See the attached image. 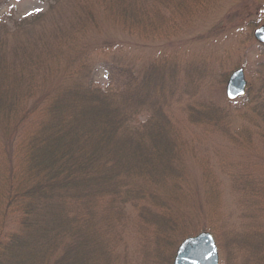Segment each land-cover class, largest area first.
<instances>
[{
	"label": "trees",
	"instance_id": "trees-1",
	"mask_svg": "<svg viewBox=\"0 0 264 264\" xmlns=\"http://www.w3.org/2000/svg\"><path fill=\"white\" fill-rule=\"evenodd\" d=\"M43 1L45 12L12 28L0 21V264H108L99 222L128 206L159 224L164 245L177 246L192 212L174 192L183 174L160 118L168 95L123 56L91 50L80 36L100 25L97 8L132 25L147 21L144 6ZM98 65L105 87L94 79ZM144 111L150 117L135 126ZM216 111L198 116L212 120ZM174 252L159 251L160 259L172 261Z\"/></svg>",
	"mask_w": 264,
	"mask_h": 264
},
{
	"label": "rangeland",
	"instance_id": "rangeland-1",
	"mask_svg": "<svg viewBox=\"0 0 264 264\" xmlns=\"http://www.w3.org/2000/svg\"><path fill=\"white\" fill-rule=\"evenodd\" d=\"M139 2L145 23L127 24L97 8L100 25L85 27L80 36L91 50L107 47L110 54L123 56L168 95L160 118L170 141H177L175 156L183 174L174 192L192 213L175 247L164 245L159 224L146 221L132 206L122 216L101 220L98 231L107 262L161 264L159 251L161 256L163 250L165 256L175 251V257L184 239L208 231L218 244L219 264H264V45L254 36L264 25V0ZM48 7L43 0H10L0 7V21L12 28ZM69 13L65 9L59 20L68 21ZM97 67L94 79L105 87L106 70ZM239 68L244 69L246 94L229 100L227 81ZM160 69V79L149 74ZM211 106L217 110L212 120L198 116ZM147 117L150 112L144 111L134 125ZM175 208L184 212L182 206Z\"/></svg>",
	"mask_w": 264,
	"mask_h": 264
},
{
	"label": "water",
	"instance_id": "water-1",
	"mask_svg": "<svg viewBox=\"0 0 264 264\" xmlns=\"http://www.w3.org/2000/svg\"><path fill=\"white\" fill-rule=\"evenodd\" d=\"M255 38L264 45V25L254 31ZM247 81L244 69L235 70L226 85V96L236 100L245 96ZM219 247L211 232L202 231L189 236L179 245L173 264H219Z\"/></svg>",
	"mask_w": 264,
	"mask_h": 264
}]
</instances>
